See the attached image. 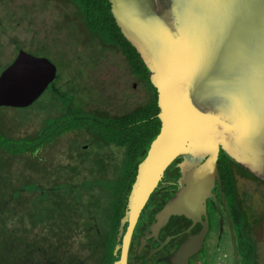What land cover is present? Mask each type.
I'll return each mask as SVG.
<instances>
[{"label": "water", "instance_id": "obj_1", "mask_svg": "<svg viewBox=\"0 0 264 264\" xmlns=\"http://www.w3.org/2000/svg\"><path fill=\"white\" fill-rule=\"evenodd\" d=\"M107 1L121 34L151 73L161 123L137 170L126 239L164 169L181 153L196 152L201 161L183 173V186L158 213V223L206 215L212 188L221 186L220 151L264 182V0ZM54 66L20 50L0 74V107L36 102L57 78ZM204 226L177 257L201 249ZM225 257L219 255L217 264H226Z\"/></svg>", "mask_w": 264, "mask_h": 264}, {"label": "rangeland", "instance_id": "obj_2", "mask_svg": "<svg viewBox=\"0 0 264 264\" xmlns=\"http://www.w3.org/2000/svg\"><path fill=\"white\" fill-rule=\"evenodd\" d=\"M55 3L58 4L52 0L0 2V60L10 65L20 50L48 58L60 75L57 86L64 85L65 91L60 101L46 91L28 109H9V118L34 119L21 126V131L40 130L46 120L56 117V112L60 117L67 104L82 116L96 109L120 115L149 102L154 90L147 79L131 70L122 45L110 38L103 27L94 23L89 26L73 5L57 7ZM53 101L56 104L50 105ZM83 130L62 135L53 146L38 154L47 164L45 175L52 178L50 186L60 190L30 209L35 220L44 218L54 224V234L49 235L52 241H64L63 247L74 252L80 245L82 250L86 243L79 236L83 229L78 228L86 225L84 218L87 220L90 210L89 218L94 217L98 228L96 233L90 232L97 238V244L91 247L93 260L96 264H107L110 258L104 259L105 245L101 243L113 239L116 213L120 209L115 190L121 187L126 153L106 144L97 133ZM235 172L238 190L246 203L251 237L257 247V264H264V184L238 169ZM42 185L45 189L49 187L43 181ZM67 185L76 186L74 191L81 203L72 194L68 203L56 205L54 202L69 194ZM49 209L56 213L50 214Z\"/></svg>", "mask_w": 264, "mask_h": 264}, {"label": "trees", "instance_id": "obj_3", "mask_svg": "<svg viewBox=\"0 0 264 264\" xmlns=\"http://www.w3.org/2000/svg\"><path fill=\"white\" fill-rule=\"evenodd\" d=\"M52 1L58 3H55L57 7L61 4L63 6L73 5L89 26L94 23L99 28L103 27L110 38L112 36L115 42L122 45L125 61L131 70L140 74L143 79H147L154 92L149 102L120 115L111 114L107 110L96 109L92 112L89 111L90 114L78 116L67 104L66 108L63 106L64 112L60 117L56 112L54 119L46 120V123L41 126L42 128L34 133L21 131V126L27 125L34 119L29 121L26 120V117L19 118L17 116L9 118L8 110L28 109L35 102L25 108L0 107V264H80L77 263V258L69 255V250L63 247L64 241L56 242L50 239L49 235L54 234V224L44 218L35 220V214L30 209L38 206L43 199H47V195L52 196L60 190L57 186H50L49 183H51L52 178H47L45 175L47 164L42 162L41 157L38 156L40 152L53 146L62 135L69 132L84 131L85 128L89 133H97L98 137L106 140V144L124 149L126 155L124 172L120 182L121 187L115 190L118 201H122L127 200L130 195V187L135 179L136 163L146 155L150 144L157 137L161 128V123L157 117L159 114L157 94L150 83L151 73L136 50L121 34L112 17L108 1ZM47 2L49 3V0ZM7 66L9 64L0 60V74ZM59 78L60 75L57 73V78L48 87L47 92L52 95V98L60 101L64 99L62 96L65 91H60L59 86H57L56 82L60 80ZM55 104V101L50 103V105ZM217 168L225 202L234 227L240 264H257V247L249 230L250 223L246 203L238 190V176L235 169L246 173L262 184L264 182L237 165L223 151L220 152ZM42 181L49 187L43 188ZM67 187L70 189L69 194H64L65 197H62V200H57L54 203L56 205L60 202L61 205L65 202L68 203V197L72 194L81 203L74 191L76 186L67 185ZM84 209L86 208L84 207ZM47 211L50 214L56 213L53 209ZM116 215L118 219V212ZM84 220L85 228L79 227V231L88 228V221L86 218ZM56 244L58 245L55 246ZM63 260L67 262H63Z\"/></svg>", "mask_w": 264, "mask_h": 264}, {"label": "flooded vegetation", "instance_id": "obj_4", "mask_svg": "<svg viewBox=\"0 0 264 264\" xmlns=\"http://www.w3.org/2000/svg\"><path fill=\"white\" fill-rule=\"evenodd\" d=\"M63 87L64 85L59 86L60 91ZM146 156L147 153L135 165V179L132 181L129 197L127 200H119L120 209L113 239H107L108 241L104 240L101 243L105 245L106 257L104 259L110 258L107 264H217L219 261L216 259L222 254L226 256L224 259L226 264H235L236 260L237 264H240L236 240L234 241V227L225 202L222 183L221 186L215 184L212 188V197L206 201V215L202 216L201 220H192L184 215H177L169 217L162 223L157 222L158 213L165 205L173 201L181 190L183 173L200 163V155L196 152L179 154L164 169L126 239L129 229V218L127 220L126 218L131 206V194L135 184L138 185L136 182L139 175L138 167ZM89 212L90 210L87 211L88 228L83 229L80 232L82 234H79L81 239L86 241L83 249L81 250L80 245L77 252H68L74 258L78 256L80 259L77 258L76 261L80 264H96L91 247L97 244V238H94L90 232L96 233L98 228L94 217L89 218ZM206 222V234L202 239L201 249L187 258L177 257L180 247L197 237L204 230ZM212 235L219 240H211ZM225 238H228L227 244L223 241Z\"/></svg>", "mask_w": 264, "mask_h": 264}]
</instances>
